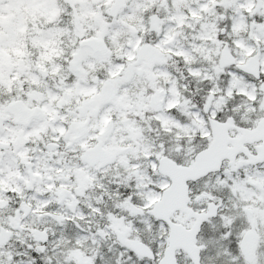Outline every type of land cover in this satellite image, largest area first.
<instances>
[{
	"label": "snow or ice",
	"instance_id": "snow-or-ice-1",
	"mask_svg": "<svg viewBox=\"0 0 264 264\" xmlns=\"http://www.w3.org/2000/svg\"><path fill=\"white\" fill-rule=\"evenodd\" d=\"M168 2L171 8L172 0ZM13 3L0 0V15H7L5 9ZM209 3L199 0L186 11L210 20L211 14L202 11ZM213 7L224 17L217 21L218 40L227 45L231 62L220 65L219 58L213 57L211 62L198 59L190 64L184 56L196 53L186 47L173 56L176 68L169 71L175 80L153 113L158 119L152 122V130L142 132L144 142L135 158L128 152L117 153L119 166L114 171L95 173L99 187L73 192L59 204L32 192L23 198L14 191L0 193L11 198L0 207L6 214L0 217V264H264V136L254 143L245 140L257 125L264 130V0H223ZM172 14L176 15L175 10ZM241 24L251 26V37L248 32L233 34ZM118 27L113 24L109 31ZM172 27L169 24L160 36H144L139 48L137 36L129 37L122 58L105 73L124 68L108 81L109 103L118 98L122 78L130 83L142 74L145 57H156L166 47L179 49L178 44L166 43ZM89 49H99V43L81 50L66 86L80 75L82 57ZM6 99L2 96L0 102ZM177 104L187 105L188 114ZM8 110L26 114L30 105H13ZM87 112L85 107L73 116L83 120ZM167 117L175 121L170 128L164 126ZM87 135L73 125L60 145L70 142L71 151ZM105 143L101 137L97 153ZM229 146L232 151L224 155ZM217 161L218 166L209 168ZM85 166L91 167L87 157L81 163ZM193 172L200 174L192 179ZM73 196L74 206H65ZM38 202L44 203L41 215L34 214L41 212ZM185 203L195 223L191 234L184 235V246L178 247L174 234L180 218L175 209Z\"/></svg>",
	"mask_w": 264,
	"mask_h": 264
},
{
	"label": "flooded vegetation",
	"instance_id": "flooded-vegetation-1",
	"mask_svg": "<svg viewBox=\"0 0 264 264\" xmlns=\"http://www.w3.org/2000/svg\"><path fill=\"white\" fill-rule=\"evenodd\" d=\"M115 1L111 0L107 7L109 16L111 7ZM121 1L124 9L126 0ZM198 2L199 0H172V7L170 8L168 0H146L143 3L137 0L138 7L133 12L129 24V37L137 36L136 47L139 48L141 46L144 36L150 35L151 33L160 36L162 31L169 24H172L173 27L169 32L170 38L166 43L178 44L179 49L166 47L156 57H145L143 59L142 74L138 73L130 83L128 80L122 78V87L119 96L111 103H109L111 101V95L106 93V86L108 81L115 79L117 75L124 71V68L121 66L119 67V69L122 68L121 70H116L111 75L105 76V73L108 71L106 69L113 67L115 61L121 59L122 56L120 51L115 52L112 41L101 34L88 31L86 33L82 32L71 42L73 44L69 43L70 50L65 58L67 70L62 79L59 75H48L46 70L37 69L38 76L42 80H47L49 84L62 82L63 79L68 80L71 74L69 62L76 54L79 42L82 39L98 38L104 44V47L100 48V51L105 50V56L103 57L99 55L93 56L91 53L85 52L84 57H82L83 64L80 67L81 74L73 81L74 83L78 79L83 80L87 78L91 82V85H99V88L92 94L79 96L76 104L74 101L70 104L71 108L65 107L64 109H60L58 104L49 106L48 102L41 103L37 97L22 92L19 95L20 97L15 100L19 101L20 104L30 105V110L40 109L43 115L42 118L33 119L29 124L25 125L16 124L14 116L8 112L7 107L14 100L9 101L5 105L8 122L24 133V136H22V140L25 141L24 146L20 148L26 150V158L19 157L20 149H17L19 153L15 152V141L9 137L6 138L7 142L0 144V148L4 150L0 152V159L9 155V152L13 153L12 159H15V163H13L14 171L18 173L17 181L24 189L23 197L26 192H32L35 196L47 195L49 197L48 202L59 204L65 196L73 192L78 193V191L71 189V183L68 182L70 178L65 179L61 172L45 168L47 164L43 162L42 157L44 155L53 154V156L61 158L69 166H80L86 157L89 160L91 155H98L100 158L93 166L91 164V167H84L86 170L92 171L91 173H94V176L96 172L106 174L109 171H114L119 166V162L114 157L111 163L101 167V161L110 160L111 158L109 156L119 152H128L132 156L134 150L133 145L135 143L132 129L138 127L141 130H152V122L158 119L153 113L160 106L165 90L175 80V77L169 71V68H176V64L171 58L181 55L179 53H182L183 48H191L196 53L195 55L191 54L192 57H190V54L189 57L184 56V59L188 57L186 62L190 64L196 63L198 59L211 62L213 57L219 58L218 63L220 65L231 62L227 45L218 40V33L221 30L216 26L217 21L224 17L220 13H216L213 7L216 3L223 2V0H210L209 7L202 9V11L211 14L210 20H205V17L199 12L193 15L190 11H186L190 5L197 4ZM173 10H175L176 15L172 14ZM202 20H205V23H201ZM250 27V25L246 26L241 24L233 34L241 36L242 33L248 32L251 37ZM177 36H179L178 41L176 39ZM252 38L254 39L255 37ZM256 40L259 42V39ZM117 43L120 44L121 42L119 41ZM201 45H204V47L201 48ZM101 46L103 45L100 44ZM203 54L209 55L211 59H206ZM89 64L92 65L90 68L87 67ZM32 69L34 71L32 75H34L35 68L33 67ZM218 103L222 104L223 99L218 101ZM105 104L109 106L105 107ZM47 106L50 107V111H47ZM176 106L179 107L180 104ZM85 107L88 108V112L83 120L76 119L72 115V113L79 114L80 110ZM69 111L70 117L68 120L65 122L62 121V114H69ZM97 117L98 124L95 122ZM52 118L55 119L53 124L50 123ZM84 123H86V132L88 133L86 139L80 141L71 151H69L70 142L65 143L63 146L60 145L61 138L68 136L73 125H81ZM39 124H43V127H38ZM36 126V130L30 131L29 133L25 132ZM164 126L166 128L168 127L166 118L164 119ZM127 127H131V129ZM101 137H105L106 143L102 152L97 153L96 149ZM74 139H78V136ZM254 146L256 147L257 145ZM176 150L179 151V147ZM78 161L81 163H77ZM38 190H41V192H38ZM4 192H8V190H2V193ZM62 192L65 194L64 197L62 196ZM10 199V197H0V207L10 202ZM70 201L76 202L75 196L65 201V205ZM38 203H40L41 212L36 214L41 215L43 214L42 208L44 207V203ZM29 207H31V204H29ZM5 215V213L0 212V217Z\"/></svg>",
	"mask_w": 264,
	"mask_h": 264
},
{
	"label": "rangeland",
	"instance_id": "rangeland-1",
	"mask_svg": "<svg viewBox=\"0 0 264 264\" xmlns=\"http://www.w3.org/2000/svg\"><path fill=\"white\" fill-rule=\"evenodd\" d=\"M110 2L111 0H14V3L5 9L8 14L0 15V85H3L0 87V97H9V99L0 102V122L6 121L0 128V131L4 132V136L0 138V144L7 142L6 138H13L16 146L15 152H20L19 157L26 158V150L20 148L24 146L25 141L22 140L24 133L8 122L5 105L9 101L18 99L19 95L24 92L37 97L41 103L47 99L49 106L58 104L60 109H64L70 107L73 101L76 104L79 96L92 94L99 88V85H91L87 78L78 79L72 83V86L65 85L66 79H63L62 82H56V84H49L47 80H42L38 76L37 69L46 70L48 75H59L62 79L67 70L65 58L70 50L69 43L73 42L78 34L87 31L108 38L112 41L115 52L120 51L121 56H123L122 49L129 42V24L133 12L138 7L137 0H126L125 8L120 11L115 19H109L107 13ZM113 24H118L120 27L109 31ZM254 39L259 38L255 37ZM119 41L120 44L117 43ZM202 47L204 45H201ZM185 56L189 57V55ZM203 56L206 59H211L207 54H203ZM188 57L185 58V61L188 60ZM190 57H192L191 54ZM91 66V64L87 65L88 68ZM33 67L35 68L34 75H32ZM121 69L118 68L117 70ZM34 87L36 88L34 89ZM53 89L56 92L51 98H48ZM49 106L46 107L47 111H50ZM179 107H181L182 112L188 114L187 105L180 104ZM69 117L70 111L69 114H62L61 116L64 122ZM171 120L170 117L166 118L167 128L175 123L174 120ZM95 122L98 124V117ZM199 123L202 124L203 121H199ZM62 125L64 124L62 123ZM41 126L43 127V124H39L38 127ZM127 128L131 129V127ZM36 129L37 126L25 132L29 133ZM132 131L135 137L132 157L135 158L136 149L141 147L144 142L140 139L142 132L147 130L134 127ZM180 134L178 133L177 139H179ZM182 134L187 133L182 130ZM189 140H191V135H189ZM17 149H20L19 152ZM188 152H191V148ZM12 155L13 153L9 152V155L0 159V163L3 165L0 167V173L3 174V179H0V193L2 190L14 191L17 196L23 198L24 189L17 181L18 173L14 171L15 159H12ZM42 159L47 164L46 169L61 172L65 179L70 178L68 182L71 183L73 191L81 193L90 190L93 186H100L96 183L94 173L81 167V165L69 166L53 154L44 155ZM75 203V201H70L65 206L69 204L74 206ZM57 214L62 215V212ZM179 218L180 223L186 227L192 223L187 221L183 214L179 213ZM162 232L163 229H161Z\"/></svg>",
	"mask_w": 264,
	"mask_h": 264
},
{
	"label": "water",
	"instance_id": "water-1",
	"mask_svg": "<svg viewBox=\"0 0 264 264\" xmlns=\"http://www.w3.org/2000/svg\"><path fill=\"white\" fill-rule=\"evenodd\" d=\"M123 7V3L121 0H116L112 9H111V15L114 17L116 15V13L118 12L119 9H121ZM93 42H98L99 43V49L97 50H86V51H89L93 56H105L104 55V52L105 50L103 49L102 51H100V48H103L104 45L101 43L102 41L100 39H87V40H83L80 42L79 44V50L78 52L74 55V57L71 59V61L69 62V65H70V70L72 72V65L73 63L77 60L78 57H80L81 55V50L82 49H86L88 45H91ZM100 44L103 45L100 47ZM100 53V54H97V53ZM80 71V74H81V70L79 69ZM161 100V98H160ZM20 102L19 101H16L14 103H11L8 105V109H10L13 105H19ZM160 108V106H158L156 108V111H158ZM15 118V122L16 124H29V122L33 119H40L42 118V114L40 112L39 109H34V110H30L28 113H21V112H15V111H9ZM39 117V118H38ZM55 121V119H52L50 121L51 124H53ZM80 128L82 129H85L86 130V123L84 124H81L79 125ZM262 134H264V130H262L258 125L257 127L254 129V130H251V135L246 137L245 140L248 142V143H254V140L255 139H258ZM232 151V148L229 147L227 152L224 153V155H227L229 152ZM121 153V152H119ZM115 157V154L112 155V156H109V158H111L110 160H106V161H101V167L107 165L108 163H111L112 162V159ZM100 157L98 155H91L89 157V160L93 166V164H95L97 162V160L99 159ZM102 159V158H101ZM219 164V161L216 162V164H213V165H209V168H215L216 166H218ZM200 173L198 172H193L192 175L190 176V178L192 179H195ZM64 193L62 192V196L64 197ZM185 201H187V196L185 194ZM175 211H179V212H182L186 215V218L187 219H192L193 218V213L190 209L187 208V203H185L184 205L182 206H178L177 209H175ZM194 219V218H193ZM195 223V221H194ZM193 223V224H194ZM193 225L191 226V228L189 229H186L184 228L181 224H179V231H177L175 234H174V239L177 243V246L178 247H182L184 246L185 244V240H184V235L185 234H191V229H192Z\"/></svg>",
	"mask_w": 264,
	"mask_h": 264
}]
</instances>
